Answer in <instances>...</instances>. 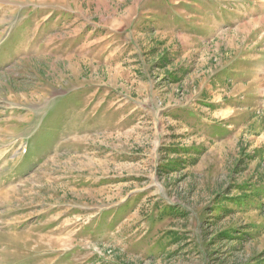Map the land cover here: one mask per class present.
Here are the masks:
<instances>
[{
	"label": "rangeland",
	"instance_id": "obj_1",
	"mask_svg": "<svg viewBox=\"0 0 264 264\" xmlns=\"http://www.w3.org/2000/svg\"><path fill=\"white\" fill-rule=\"evenodd\" d=\"M0 264H264V0H0Z\"/></svg>",
	"mask_w": 264,
	"mask_h": 264
}]
</instances>
